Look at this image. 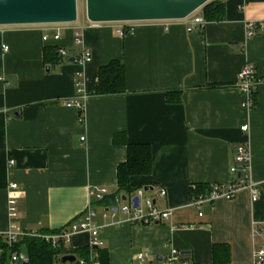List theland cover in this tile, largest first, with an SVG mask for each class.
<instances>
[{
    "label": "crops",
    "instance_id": "0c3cea01",
    "mask_svg": "<svg viewBox=\"0 0 264 264\" xmlns=\"http://www.w3.org/2000/svg\"><path fill=\"white\" fill-rule=\"evenodd\" d=\"M222 1L221 21L206 20L192 30L185 20L133 22L132 33L118 36L117 23L93 26L85 17L75 24L0 26V236L8 230L52 233L85 211L88 188L115 193L116 168L127 155V146L113 141L119 135L150 145L151 174L132 182L148 185L155 206L171 213L154 224H133L119 213L117 224L103 216L105 201H96V219L104 225L100 247L109 264H160L171 248L184 264H256L254 253L264 246V34L247 38L245 23L264 21V0ZM76 28L82 45L74 43ZM48 45L61 56L52 67L42 60ZM82 47L90 61H70ZM113 59L124 63L126 91L94 94L98 68ZM245 64L261 82L250 110L241 106L234 86ZM77 100L83 102L82 121ZM242 142L251 156V179L259 185L256 202L242 188L198 215L190 190L236 180L229 167ZM12 183L18 192L14 217L7 207ZM90 239L87 232L74 234L60 259ZM215 245L228 247V261L221 248L213 256ZM140 252L147 254L141 262ZM4 253L0 246V261Z\"/></svg>",
    "mask_w": 264,
    "mask_h": 264
},
{
    "label": "built area",
    "instance_id": "2783aa9c",
    "mask_svg": "<svg viewBox=\"0 0 264 264\" xmlns=\"http://www.w3.org/2000/svg\"><path fill=\"white\" fill-rule=\"evenodd\" d=\"M187 21V25L189 26V29L192 30V28L197 27H204L206 21L204 20L202 15H198V12L196 11L191 16H189L186 19H183ZM89 23L93 26L102 25V23ZM117 35L118 36H124L126 34L133 32V27L131 22H119L116 26ZM262 33L264 34V21L259 22H247L245 23V36L251 37V35H254L255 33ZM60 30L57 29L56 34L53 36V39L59 40L60 38ZM48 39V36H44L43 40L46 41ZM74 43L81 44V38H80V29L76 28L74 31ZM5 50L8 49L7 46L4 47ZM60 54L67 55V51L65 49H61ZM75 63L77 62L80 65H83L90 61V52L88 49L82 47L79 52H77L75 56ZM242 69L239 71L237 75V79L234 82V86L237 90H239L241 97H243L241 101V106L245 109H252L256 102V89L258 85L261 83L259 78L256 75V69L251 66L250 64H245L241 67ZM76 88L81 95V98H85V94L82 93L81 83L80 81H77ZM70 105L71 102H68ZM73 105L76 107V110H78V113H80L83 109V102L80 100H77L73 102ZM241 130L246 132L249 130V127L247 124L241 125ZM83 140L84 137H81ZM234 162L229 167V171H231L232 174L237 175L236 180L234 181H227L226 183H211L210 190L203 194H197V196H190V202L191 205L198 211V215H202V209L205 205H212L214 200L223 198L225 200L231 199L235 196L237 192H239L242 188H247L250 191L251 200L253 202H256L258 195H259V185L257 183L253 182L251 179V170H250V161L251 156L249 155V149L245 142L239 143L234 152ZM17 184L12 183L10 185L7 198V207L9 211V216L14 217L16 216V199L17 194L16 192ZM145 190L143 187H140L136 193L131 196L127 197L122 200V196H116L114 198V205H110L106 210L103 211L104 217H111L113 219L114 223H120L118 221V214H122L125 216L126 220L133 224H154L159 223L162 221H166L169 219L171 210L168 209H159L155 206L154 201L151 197L147 195V193L151 190ZM159 194L161 196H165L166 191L164 188H161L159 190ZM108 195V189L105 187H94V188H88V206L81 213L80 216L75 218L73 221H71L68 225H66L63 228H60L52 233H42V232H29V233H16L11 230H8V232L2 234L3 237L6 238L7 242L12 243L17 241L23 236H31V237H40L45 242L49 243L51 247H57L60 244L66 245L71 237L76 233L81 232H87L90 234V244L91 247L101 246L102 242L100 240V234L99 232L103 229L104 225L99 223L96 219V211L94 207V203L96 201H103L105 197ZM133 197L138 198V206L134 207V203L132 202ZM175 228V226H173ZM146 252H140V254L137 255V259L139 262H141L145 256ZM255 263L258 264L259 262H262L264 259V246L260 247L255 251L254 253ZM10 262L12 264H23L24 262H28V256L25 253H13L11 255ZM77 264H100L98 260L90 258V261L88 263H85V261L78 260ZM160 264H184V262L180 259V252L176 248H171L170 252L166 254L165 256L160 258Z\"/></svg>",
    "mask_w": 264,
    "mask_h": 264
},
{
    "label": "trees",
    "instance_id": "16d2710c",
    "mask_svg": "<svg viewBox=\"0 0 264 264\" xmlns=\"http://www.w3.org/2000/svg\"><path fill=\"white\" fill-rule=\"evenodd\" d=\"M200 10L205 21H221L225 13L224 2L222 0H210ZM42 60H44L45 66L52 67L59 64L61 62V56L59 55L58 47L55 45L46 46L43 50ZM97 73L98 79L94 94L101 96H105L106 94L120 95L126 91L124 63L122 60L113 59L109 61L105 65L100 66ZM170 94V92H167V98L169 100L172 99ZM178 98L177 100H179ZM78 117L82 121L83 117L81 116V112L78 113ZM119 138V135H115L113 141L116 143L123 142L127 146V155L125 161L116 168V192L107 195L103 200L107 206L114 205V198L116 196L125 195L131 197L140 187L149 188L148 185L133 184L132 178L151 174L152 159L150 145L144 143L130 144L126 142L125 136ZM194 187V189L190 190V196H197V194H203L210 190V186L204 183H198ZM39 232L49 233L47 231ZM1 238L4 237L2 235L0 236V246L5 253L1 258L0 264H8L7 261H10L11 255L13 253H20L23 247L28 256V264H62L60 263L59 255H62L65 251L61 244L57 247H51L49 243L40 237L36 238L31 236H23L20 240L12 243L3 242ZM218 248L223 249L222 259L228 261L229 251L226 245H215L213 247V256L215 257ZM73 253L76 257L75 261L64 264H77L79 259H83L85 263H88L92 257L96 261L98 260L100 264H109L107 261V251L100 246H83L73 251Z\"/></svg>",
    "mask_w": 264,
    "mask_h": 264
},
{
    "label": "water",
    "instance_id": "95a60500",
    "mask_svg": "<svg viewBox=\"0 0 264 264\" xmlns=\"http://www.w3.org/2000/svg\"><path fill=\"white\" fill-rule=\"evenodd\" d=\"M210 0H85L86 20L93 23L183 20ZM77 0H0V26L74 23ZM74 62V58H70ZM147 190V187H143ZM126 196H122L124 200ZM134 207L138 198L133 197ZM75 256H62L60 263L74 262ZM23 264H28L24 262Z\"/></svg>",
    "mask_w": 264,
    "mask_h": 264
},
{
    "label": "rangeland",
    "instance_id": "374dc122",
    "mask_svg": "<svg viewBox=\"0 0 264 264\" xmlns=\"http://www.w3.org/2000/svg\"><path fill=\"white\" fill-rule=\"evenodd\" d=\"M198 13H201L202 11L200 9L197 10ZM77 15L78 18L77 20L74 22L75 23H79L83 17L86 18V14H85V0H77ZM88 23V21H87ZM147 195H149L147 193ZM22 253H24V251H21Z\"/></svg>",
    "mask_w": 264,
    "mask_h": 264
}]
</instances>
